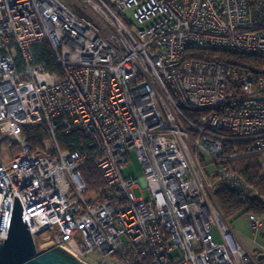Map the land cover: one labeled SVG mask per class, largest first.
Here are the masks:
<instances>
[{
	"label": "built area",
	"instance_id": "1",
	"mask_svg": "<svg viewBox=\"0 0 264 264\" xmlns=\"http://www.w3.org/2000/svg\"><path fill=\"white\" fill-rule=\"evenodd\" d=\"M45 41L58 71L35 62ZM199 49L262 62L205 60ZM41 123L44 153L24 134ZM0 130L19 144L8 164L0 153V241L18 196L35 241L51 229L43 247L88 264H252L198 153L225 159L242 140L264 155V0H0ZM73 130L88 152L63 149L59 135ZM132 149L149 200L133 191ZM94 166L105 184L91 190L82 170ZM218 175L248 189L228 167Z\"/></svg>",
	"mask_w": 264,
	"mask_h": 264
},
{
	"label": "trees",
	"instance_id": "2",
	"mask_svg": "<svg viewBox=\"0 0 264 264\" xmlns=\"http://www.w3.org/2000/svg\"><path fill=\"white\" fill-rule=\"evenodd\" d=\"M33 51L35 62L45 64L57 71L60 70L48 41L34 45ZM194 55L205 60L221 59L250 66H257L262 62V60L249 56L213 49H199L194 52ZM24 134L32 144L33 151L40 153L48 151V133L45 124H26L24 125ZM59 139L63 149L79 150L82 153L89 150L88 141L81 131L73 130L68 133H61ZM232 143H230L232 149L237 155L224 157L225 159L215 158L214 161L219 167L222 165L234 170L241 181L248 186V189L242 192L241 189L237 191L226 186L222 181L213 183V194L216 203L227 220L251 213L257 214L262 219L264 217V155L261 153H246L245 149L249 142L236 140ZM204 154L201 153V158H204ZM82 175L91 190L104 187L105 183L95 166L83 169ZM105 190L106 188L102 192L104 196L106 195Z\"/></svg>",
	"mask_w": 264,
	"mask_h": 264
},
{
	"label": "rangeland",
	"instance_id": "3",
	"mask_svg": "<svg viewBox=\"0 0 264 264\" xmlns=\"http://www.w3.org/2000/svg\"><path fill=\"white\" fill-rule=\"evenodd\" d=\"M125 18L129 26L133 29L139 27L137 21L133 18L131 10L125 11ZM194 145V143H193ZM47 148H49V143L47 142ZM19 152V144L17 143V139L10 134V132H4L0 130V153L3 156L4 161L8 164L11 159ZM129 159L127 161V166L132 175V178L135 179V187L133 189L136 197H144L146 200L151 199V192L148 186L144 185V169L141 161L138 158L137 152L132 149L129 151ZM198 158L200 163L206 170V177L208 178V182L213 185V183H218L219 175L218 164L215 163L214 159L219 157H214L211 153L206 152L204 154V158H201V153H198ZM245 215L236 216L232 219L228 220L230 226L233 228L234 232H238L240 235L243 234L245 237H248L253 243V249L249 251L251 257H254L255 261L252 259V264H264V259H260V253H264V217H262L263 226L261 229V233L254 234L252 226L250 224L249 219ZM212 233L215 236L216 241H220V234L217 228L212 230ZM52 230L47 229L39 232L36 236V243L39 248H42L45 244L51 241ZM251 261V258L249 259ZM249 263V261H247Z\"/></svg>",
	"mask_w": 264,
	"mask_h": 264
},
{
	"label": "water",
	"instance_id": "4",
	"mask_svg": "<svg viewBox=\"0 0 264 264\" xmlns=\"http://www.w3.org/2000/svg\"><path fill=\"white\" fill-rule=\"evenodd\" d=\"M127 174H130L126 169ZM264 255H259L263 258ZM0 264H88L60 245L39 248L15 196L7 237L0 241Z\"/></svg>",
	"mask_w": 264,
	"mask_h": 264
},
{
	"label": "crops",
	"instance_id": "5",
	"mask_svg": "<svg viewBox=\"0 0 264 264\" xmlns=\"http://www.w3.org/2000/svg\"><path fill=\"white\" fill-rule=\"evenodd\" d=\"M262 226H263V222H262ZM261 229L262 227L255 231L253 230L254 234H258V233H261ZM237 236V238L240 240V242L243 244V246L248 250V251H251L253 249V243L252 241L248 238V237H245L243 234L240 233V235L238 234V232H234ZM260 255H264V253H260ZM264 258V257H263Z\"/></svg>",
	"mask_w": 264,
	"mask_h": 264
}]
</instances>
